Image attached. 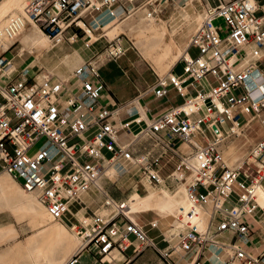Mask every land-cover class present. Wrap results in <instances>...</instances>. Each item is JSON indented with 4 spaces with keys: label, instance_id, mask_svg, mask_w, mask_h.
<instances>
[{
    "label": "built area",
    "instance_id": "built-area-1",
    "mask_svg": "<svg viewBox=\"0 0 264 264\" xmlns=\"http://www.w3.org/2000/svg\"><path fill=\"white\" fill-rule=\"evenodd\" d=\"M167 1L27 0L21 14L0 26V173L33 195L51 221L76 229L80 247L66 264H76L89 247L100 257L114 250L123 254L133 241L135 250L155 248L129 218L130 198L113 197L102 185L106 181L122 192L118 184L124 177L132 181V192L145 190V184L171 192L178 184L185 187L188 207L173 216L167 238L173 243L160 252L164 264H201L208 253L220 264H264V250L254 256L244 247L252 233L249 221L256 218L264 226L258 202L264 192V0H197L203 21L170 74L156 75L123 103L101 101L110 91L100 71L127 48L119 36L100 34V24L123 21L128 6H147L148 17L158 16ZM30 23L53 47L82 42L92 56L75 67L70 80L51 74L38 80L39 71L7 74L12 60L6 55L19 42L5 50L3 43ZM101 40L106 44L93 52ZM173 93L181 103L172 105ZM148 97L166 99L170 107L152 115L142 103ZM251 122L263 133L246 159L229 168L224 144ZM110 169L116 172L113 179L107 176ZM91 192L101 197L102 212L81 221L82 196ZM74 204L80 209L72 212ZM200 213L206 216L204 226ZM225 233L230 241L215 240Z\"/></svg>",
    "mask_w": 264,
    "mask_h": 264
},
{
    "label": "bare ground",
    "instance_id": "bare-ground-1",
    "mask_svg": "<svg viewBox=\"0 0 264 264\" xmlns=\"http://www.w3.org/2000/svg\"><path fill=\"white\" fill-rule=\"evenodd\" d=\"M24 1L25 0H2V2H0V26L6 22L8 17L22 13L21 8ZM173 5L182 11L183 17L186 19L185 22L187 23L185 29L179 34H176L173 29L168 30L163 22L155 23L153 18L148 17L147 10H145L142 11L140 15L138 14L139 16L136 15L135 17H130L122 22L116 21V23H114L115 21L107 20L108 22L106 23V26L108 27L104 31L103 35L107 39H111L122 33L130 34L129 37H133L131 39V44L136 49L139 56L142 59L154 61L155 63H153H157L156 65L159 64L160 66L158 72L166 73L168 75L171 68L186 53L188 45L183 46V41L189 34L196 31L203 21V10L202 12L197 10L196 0H173ZM200 5L202 7V4ZM28 25L26 24L15 38L5 40L3 43V50L16 41L19 42V47L21 49L20 53L25 51L33 54H40L43 52L48 53V51H51L52 48H54L51 41L41 30H39L34 24L31 25L33 27L27 28ZM70 54H72V56H70L71 59L66 63L64 69H75L72 68L73 63L78 62L79 64H82L84 62L79 51L73 50ZM67 58H69V55L66 56V59ZM31 65H33V69L37 67V70H40V63L36 61V59H31L24 69L25 73H35V71H32V69L29 68ZM53 72L54 75L60 78V67L57 71L55 69ZM53 72H51V74ZM46 76L47 75L38 73L37 78L40 80ZM246 125L243 126L242 130L246 127ZM110 170L111 171L107 173V176L112 179L116 172L113 169ZM145 185L150 186L148 184ZM178 186L179 188L176 194H171L169 191L163 190L161 196L150 193L141 196L136 192H131L129 194L130 201L128 216L132 213L134 214L135 212L149 209L156 211L160 215L159 220L167 218L168 216H176L180 207H188L187 199L182 200L179 195V193L183 194L186 191H184L185 187L180 184H178L177 187ZM0 188L2 189V187ZM258 202L264 207V192L262 190L258 193ZM33 210L35 211V208ZM172 232L173 230L162 232V235L167 240ZM28 240V244L31 243L33 246L34 256L37 258L43 257L44 259L42 260L48 264H54L62 257H66L69 253L71 254V251L79 245V238H72L71 241L67 240L66 232L59 227L49 228L38 232ZM70 258H68V260ZM68 260L64 264H66Z\"/></svg>",
    "mask_w": 264,
    "mask_h": 264
},
{
    "label": "crops",
    "instance_id": "crops-1",
    "mask_svg": "<svg viewBox=\"0 0 264 264\" xmlns=\"http://www.w3.org/2000/svg\"><path fill=\"white\" fill-rule=\"evenodd\" d=\"M209 2L215 3V0H209ZM105 22L100 24V29H102ZM96 25H99V24L95 23V27ZM72 50H77V49H72ZM26 53L29 55L28 56L29 60L34 57L33 53H30L28 51H26ZM22 56L23 55L19 54L18 56L14 55L10 58L12 60L11 64L14 67L10 65L7 69V72H6L7 74L15 73L25 67V64L27 62L22 61V64L20 63L19 65L18 63L14 62V59L16 57L21 58ZM83 60L85 62L88 59L83 58ZM72 65H73L72 68H75L76 66H79L80 64L78 62L77 63L75 62ZM15 68L17 69V71ZM33 70L34 69H32V71ZM64 70L69 75L67 80H70L74 69L71 70V69L65 68ZM34 71L37 72L38 70H34ZM170 71L168 72V75L170 74ZM147 85L149 84H146V86ZM141 90L137 88V94ZM108 94H111V92H109ZM104 96L108 97L109 95L108 96L104 95ZM104 100H105L104 103L112 105L109 97L107 98V100L106 99ZM116 102L118 103V101ZM154 102H158V101H155L152 98V101L146 104H148L150 108L151 103H154ZM169 105L170 103L168 104L165 101L163 104L161 103L159 106H157L156 109L150 108L151 111L153 112L152 115H155L154 112H158V110L162 107L163 108L158 113L168 109L170 107ZM172 105H176V104L173 103ZM224 157L229 161V163L235 164V165L238 164L240 162V156L238 155V145L227 149L224 152ZM120 181L121 182L118 185L124 186L125 189L123 188L124 190L122 192H119V195H115V192H112L111 190L112 186L109 185L106 181H102V185H104L110 190V194L113 197L125 199L126 197H129V194L132 192L130 191V186L132 185V181L128 177H124ZM0 187H2V189L0 188V264H48L47 262L42 260L44 259L43 257L37 258L34 256L33 246L31 243L28 244L29 243L28 239H30L33 235H35L38 232H41L49 228H54L56 226L55 225L49 226V224L47 223L45 219L46 216L44 214L45 212L44 208L38 203V201L33 195L23 193L19 185L14 180H12L9 176L0 173ZM146 187L147 186L145 185V190H141V192L138 191L136 193L139 195L146 194L147 193ZM163 187H166V186H163ZM152 188H159V187H152ZM126 191H130V192L128 194H124V192ZM84 195L87 196L89 202H86L83 200ZM84 195L82 196V200L84 201L85 206L82 207V209L79 211V213L77 214V218L81 221L83 219L88 218V220H84L85 222H88L90 213L98 210L102 199L95 192H91L89 194H84ZM34 208H35V211L33 210ZM93 208H95V210ZM79 209H80V206L78 207L77 210ZM101 212H102L101 210H98V213H101ZM144 215H150L151 220L148 221L149 220L148 219L146 223L140 222L139 220L140 217ZM259 216H260V213L257 214V217ZM129 218L135 223H137L138 225H140L145 230L148 237L154 242L155 248L147 247V248L135 250V248L138 247V243L133 241L132 239L133 242H132L131 247L129 248L131 249V253L126 254V252L129 249L123 254L114 250L109 255L105 257H100L94 252L92 247H89V248L81 250L80 254L78 255L76 264H79L80 258L85 257V256H89L93 259L92 264H164L160 257V252L164 250H169V247L173 243V241L169 239L166 240L165 237L162 235V232L169 231L171 225L173 224V216H168L167 218H163L159 220L160 215L156 211L149 209V210L138 211V212H135L134 214L132 213L129 216ZM156 221L158 222V226L160 224H164L165 228L163 230L159 229L158 226L157 228H151V224L155 223ZM249 224L252 229V233L250 234L251 236H250L248 243L244 247L248 253L254 256H257L264 250V226L256 218H253V220H250ZM230 239H231V236L226 233L217 235L215 237V240L221 241V242H228L230 241ZM168 241H170V243ZM80 242L81 241L79 239L78 247L74 249L75 251L74 250H72L73 252L71 251L72 255L76 252L77 248L79 249ZM71 254L64 260V262H62V264H64L68 260V258L72 256ZM209 256L210 255L208 253L206 255L208 259L203 260L201 264H220V261L216 260L215 256H211L210 258ZM59 261L60 260H58L54 264H57Z\"/></svg>",
    "mask_w": 264,
    "mask_h": 264
},
{
    "label": "rangeland",
    "instance_id": "rangeland-1",
    "mask_svg": "<svg viewBox=\"0 0 264 264\" xmlns=\"http://www.w3.org/2000/svg\"><path fill=\"white\" fill-rule=\"evenodd\" d=\"M26 1L27 0L24 1L23 6L25 5ZM164 1H166V0H164ZM0 2H2V0H0ZM259 3H261V1H259ZM23 6H22V8H23ZM196 7H197L198 11L202 12V7L197 0H196ZM128 10H129V13H131V14H127V16L124 18V20H126L130 17H135L138 14L140 15V13L142 11L147 10V6L143 7V6L138 5L133 9L131 6H128ZM152 18H153V21L155 23H159V22L165 23L167 29L168 30L169 29L175 30L176 34H179L180 32H182L185 29L186 24H187L185 22L186 19L183 17L182 11L177 9L173 5V0H169L166 3H164V5L162 6V13L159 14L158 16H155ZM107 22L108 21H106L104 26L102 27V29H101L102 31L100 32V34H103L104 31L106 30V28L108 27V26H106ZM114 23H116V21ZM31 25L32 24H29L27 26V28L33 27ZM193 33L189 34L186 37V39L183 41V44H184L183 46L188 45L189 39ZM118 36H119V39L124 44V47L127 48L125 55L122 56L121 58H119L116 62H111V63L106 64L104 66V68H102L100 71V76L102 77L104 83L108 87V90L112 94L111 95V94H108L107 92H105L102 96L101 101L105 102L104 99L107 100V98L109 97L112 105H116L117 104L116 101L123 103L126 100L135 96L137 94V88L141 90L142 88L146 87V84L151 85L153 83L156 75L161 76V77L167 76L166 73L158 72L159 71L158 69L160 66L159 64L156 65L157 63L154 64L155 63L154 61L145 60L139 56L136 49L131 44L132 43L131 39L133 37H129L130 34L122 33V34H119ZM115 37H117V36H114L113 38H115ZM104 43L106 44V41H104V40H101L99 43H96L94 45L93 52L99 50L101 45ZM19 48H20L19 45L16 44L14 49L12 51H10L9 54H7L6 56L8 58H11L12 56L15 55V53L18 51ZM72 49L79 50L81 56L85 59H89L92 56V51L83 49L82 42H79L73 46H69L67 44H64L62 46L54 47V48H52L51 51H48V53H45V52L40 53V54L34 53L33 54L34 57L32 59H36V61H38L40 63V70L38 73L44 74V75L51 74V72H53L55 69L57 71V69L60 67V78L67 80L69 75H68V73L65 72L64 67H65L66 63L71 59L70 56H72V54H70V53L73 52ZM20 52H21V49H19V54L23 55V56L21 58L16 57L14 59V62L18 63V65L20 63L22 64V61L28 63L31 60V59L30 60L28 59L29 55L26 53V51L23 53H20ZM190 54H191V56L194 57L195 51L194 50L191 51ZM68 55H69V58L66 59V56H68ZM27 63L25 64V67H26ZM25 67L21 70H24ZM29 68L33 69V65H31ZM37 69H38L37 67L34 68V70H37ZM16 71H17V69H16ZM12 72H13V70H12ZM181 72H182V65L180 64L176 68L175 73L179 75V74H181ZM52 74L54 75V72ZM54 76H56V75H54ZM209 79L211 80V78H209ZM188 91L191 95H193L195 93V90L193 88L188 89ZM104 95H107V96L109 95V96L105 97ZM103 97H104V99H103ZM171 97L173 99L174 104L181 103V99L176 98L175 93H173L171 95ZM151 101H152V97H148V98L144 99L142 101V103L146 104V103H149ZM165 101H166V99H161L158 102L151 103L150 108L156 109L157 106H159L161 103L163 104ZM162 108H160L158 110V112ZM158 112H154V114H156ZM245 118H247V117H245ZM262 133H263V131H262L261 127L258 126L255 122H251V123H248L246 125V127L242 130V132L239 134L238 137L232 138L228 142H226L224 144L223 151H222L223 152V159H224V162L226 163V165L229 168H234V167L238 166L242 161H244L247 157L249 149L261 137ZM236 145H238V155L240 156V162L235 165V164L229 163V161L224 157V152L227 149H229L230 147H233ZM161 175L164 176L165 173H163ZM123 188L125 189V187L123 186V187H121V191L124 190ZM178 188H179V186L175 189V191L171 192L169 189H167L166 187H163V186L159 187V188H152V187L147 186L146 187L147 193L144 195H147L148 193H150V194H154L157 196H161L163 190H167L171 194H176ZM111 190H112V192H115V195H119L120 191L115 189V187L113 185H112ZM184 191H185V188H184ZM129 192L130 191H126L125 194H128ZM139 192H141V190H139ZM155 193H157V194H155ZM179 195H180V199H182V200L187 199L186 198V191L183 194L179 193ZM141 196H143V195H141ZM83 200L86 202H89L86 195H84ZM78 207H79V205L74 204L71 206L70 210L72 212H75L78 209ZM93 209L95 210V208H93ZM44 214L46 216L45 219H46L47 223L49 224V226L55 225L56 227H59L60 229H62L66 232L67 240L71 241L72 238H76V237L79 238L80 237L77 235L76 229L72 230L70 228V226L69 225L67 226L66 224H62V223L58 224L56 222H51V220L48 218L47 214L45 212H44ZM200 216H201V220H202V226H204L206 224V216H204V214H202V213H200ZM68 219L69 218H66V221L69 222L70 220H68ZM139 220L142 223H146L147 220L148 221L151 220V217H150V215H144V216H141ZM174 225L175 224H173V226ZM158 227H159V229L163 230L165 228V225L160 224ZM131 239H133V238H131ZM129 253H131V249H129L126 252V254H129ZM69 255L70 254H68L66 257L65 256L62 257L57 264H62V262H64V260ZM92 263H93V259L89 256H85V257L80 258L79 264H92Z\"/></svg>",
    "mask_w": 264,
    "mask_h": 264
}]
</instances>
